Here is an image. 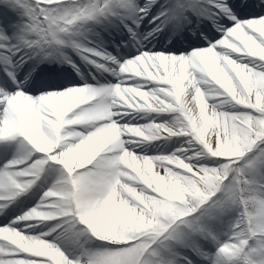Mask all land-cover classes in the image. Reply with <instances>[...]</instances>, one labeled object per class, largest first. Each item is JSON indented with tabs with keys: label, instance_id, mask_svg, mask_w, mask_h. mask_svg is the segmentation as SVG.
Returning <instances> with one entry per match:
<instances>
[{
	"label": "snow or ice",
	"instance_id": "1",
	"mask_svg": "<svg viewBox=\"0 0 264 264\" xmlns=\"http://www.w3.org/2000/svg\"><path fill=\"white\" fill-rule=\"evenodd\" d=\"M0 264H264V0H0Z\"/></svg>",
	"mask_w": 264,
	"mask_h": 264
}]
</instances>
